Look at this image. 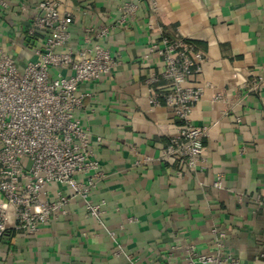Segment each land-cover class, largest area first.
<instances>
[{"label": "crops", "instance_id": "crops-1", "mask_svg": "<svg viewBox=\"0 0 264 264\" xmlns=\"http://www.w3.org/2000/svg\"><path fill=\"white\" fill-rule=\"evenodd\" d=\"M5 1L0 46L23 67L35 59L28 31L41 0ZM57 1L62 13L75 16L64 50L84 47L87 28L114 25L99 43L119 64L77 90L86 96L76 118L90 131L94 157L107 174L89 195L104 211L103 224L86 214L83 200L71 198L67 214L35 234L11 223L0 242V264H124L127 258L184 264L183 251L171 247L195 244L211 252L215 226L242 264H263L264 205L255 198L264 197V0H142L125 26L116 20L130 0ZM161 35L186 38L205 55L201 74L190 81L204 90L192 120L210 129L208 168L198 178L179 160L161 159L180 125L172 109L147 100L154 96L149 77L160 65H146L142 57ZM58 74L69 71L52 70ZM217 91L223 100L215 99ZM220 175L217 189L212 185ZM58 190L71 195L65 186L50 185L43 198L55 199Z\"/></svg>", "mask_w": 264, "mask_h": 264}, {"label": "built area", "instance_id": "built-area-1", "mask_svg": "<svg viewBox=\"0 0 264 264\" xmlns=\"http://www.w3.org/2000/svg\"><path fill=\"white\" fill-rule=\"evenodd\" d=\"M141 1L130 0L122 5L116 26H125L135 17ZM0 7L7 10L8 2L0 0ZM152 10L156 11L153 1ZM38 11L28 31L34 60L20 67L0 46V242L11 223L35 234L43 225L58 220L67 214L71 198L83 200L86 214L103 224L104 211L89 200V195L107 174L94 157L90 131L76 118L86 96L77 95V90L81 84L101 81L119 64L99 43L114 25L89 27L84 47L64 50L71 39L75 16L62 13L57 0H41ZM142 59L146 65L153 60L160 65L148 80L154 92L147 99L149 104H164L180 121L161 159L179 160L198 178L208 168L204 142L210 129L192 120L204 90L202 84L190 81L201 74L205 55L186 38L161 35L146 47ZM53 69L69 74L53 76ZM260 84L254 83L251 90L257 91ZM215 99L223 100V93L217 91ZM82 175L87 176L85 182L78 179ZM221 178L213 183L214 188H222ZM50 185L65 186L71 195L58 190L55 199H44ZM237 196L241 198V194ZM255 202L264 205V197L258 195ZM210 234L211 252L200 251L195 244L173 245L171 249L183 251L184 264H242L226 250L225 231L215 226ZM121 253L120 249L117 255ZM124 264L141 263L127 258Z\"/></svg>", "mask_w": 264, "mask_h": 264}]
</instances>
